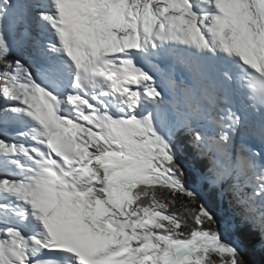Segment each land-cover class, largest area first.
Returning <instances> with one entry per match:
<instances>
[{
	"label": "snow or ice",
	"instance_id": "6c2138e0",
	"mask_svg": "<svg viewBox=\"0 0 264 264\" xmlns=\"http://www.w3.org/2000/svg\"><path fill=\"white\" fill-rule=\"evenodd\" d=\"M0 264H264V0H0Z\"/></svg>",
	"mask_w": 264,
	"mask_h": 264
}]
</instances>
